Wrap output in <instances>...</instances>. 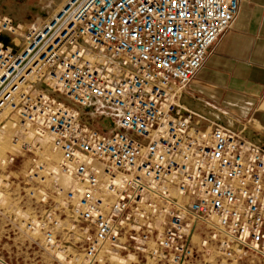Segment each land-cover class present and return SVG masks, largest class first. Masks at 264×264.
I'll return each mask as SVG.
<instances>
[{"label":"built area","instance_id":"1","mask_svg":"<svg viewBox=\"0 0 264 264\" xmlns=\"http://www.w3.org/2000/svg\"><path fill=\"white\" fill-rule=\"evenodd\" d=\"M240 7L66 0L26 28L0 11V221L79 264H264V144L190 92Z\"/></svg>","mask_w":264,"mask_h":264},{"label":"crops","instance_id":"2","mask_svg":"<svg viewBox=\"0 0 264 264\" xmlns=\"http://www.w3.org/2000/svg\"><path fill=\"white\" fill-rule=\"evenodd\" d=\"M195 107L264 144V0H241L232 28L216 44L190 85ZM195 105V104H194ZM203 105H214L222 116Z\"/></svg>","mask_w":264,"mask_h":264},{"label":"rangeland","instance_id":"3","mask_svg":"<svg viewBox=\"0 0 264 264\" xmlns=\"http://www.w3.org/2000/svg\"><path fill=\"white\" fill-rule=\"evenodd\" d=\"M65 1L5 0V2H2L0 0V11L11 15L23 27H28L29 25H40L47 17H53ZM59 3L61 4L60 7ZM212 107L211 109L205 108L213 113V116L217 114L221 117L222 112L214 105ZM215 117L213 118L218 119ZM228 124L235 126L231 119L228 120ZM79 252H81L80 248ZM74 254H78V252L75 251ZM0 256L8 264H79L74 261L71 262L70 258L63 259L60 255L47 251L38 239L29 238L18 231L10 229L4 221H0ZM115 259L105 260L97 264H142V257L136 259L124 258V261L123 258L116 256Z\"/></svg>","mask_w":264,"mask_h":264},{"label":"bare ground","instance_id":"4","mask_svg":"<svg viewBox=\"0 0 264 264\" xmlns=\"http://www.w3.org/2000/svg\"><path fill=\"white\" fill-rule=\"evenodd\" d=\"M1 1H2V2H5V0H1ZM60 3H61V2H60ZM60 3H59V7H60V5H61ZM63 4H64V3H63ZM63 4H62V5H63ZM57 5H58V4H57ZM59 7H58V8H59ZM61 7H62V6H61ZM61 7H60V8H61ZM60 8L58 9V11L60 10ZM58 11H57V12H58ZM57 12H56V13H57ZM56 13H55V14H56ZM55 14H54V15H55ZM47 18H51V17H47ZM47 18H46V19H47ZM24 28H26V27H24ZM195 106H196V105H195ZM196 108H197V107H196ZM197 109H199V108H197ZM199 110H201V109H199ZM202 111H203V110H202ZM204 112H205V111H204ZM205 113H207V112H205ZM207 114H208V113H207ZM208 115H209V114H208ZM209 118H210L211 120H217V119H214V118L211 117V116H209ZM228 125H229V124H228ZM229 126H231V125H229ZM231 127H235V126H231ZM46 158H47L49 164L52 165V166L54 167V165H55V163H56V161H57V159H58L57 155H55L52 151L48 150V151L46 152Z\"/></svg>","mask_w":264,"mask_h":264}]
</instances>
